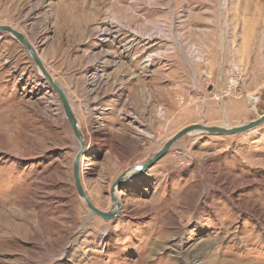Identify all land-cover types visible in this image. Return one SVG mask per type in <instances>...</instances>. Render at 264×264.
<instances>
[{
  "label": "rangeland",
  "instance_id": "rangeland-1",
  "mask_svg": "<svg viewBox=\"0 0 264 264\" xmlns=\"http://www.w3.org/2000/svg\"><path fill=\"white\" fill-rule=\"evenodd\" d=\"M0 24L27 37L90 136L81 184L104 212L118 175L180 129L264 112V0H0ZM126 28L159 36L129 51ZM79 146L31 54L0 32V264H264V122L180 137L116 187L127 212L113 219L76 191Z\"/></svg>",
  "mask_w": 264,
  "mask_h": 264
},
{
  "label": "water",
  "instance_id": "water-1",
  "mask_svg": "<svg viewBox=\"0 0 264 264\" xmlns=\"http://www.w3.org/2000/svg\"><path fill=\"white\" fill-rule=\"evenodd\" d=\"M0 32H8L10 33L21 45L25 47V49L31 54L34 63L36 64L37 68L39 69L40 73L43 75L45 80L49 83V85L55 90L57 93L59 100L61 102L65 117L67 122L69 123V126L74 134V136L80 140L81 147L78 149V151L75 154L74 160H73V177H74V185L76 188L77 193L80 195L81 198L84 199L88 209L95 214H98L104 219H113L115 215L117 214V211H107L104 212L100 210L99 208H96L94 204L89 201L87 198L85 191L83 189V186L81 184V178H80V157L83 153V147L84 143L81 141L80 138V132L78 129L77 120L75 118V115L73 113V109L71 107V104L69 102V99L67 98V95L65 94L64 90L59 87L57 82H55L51 76V74L48 72V70L43 65V62L41 58L39 57L36 49L31 45V43L28 41V39L25 37L23 33L16 30L15 28L9 26V25H3L0 24ZM264 122V112L257 117L256 119L245 123L243 125H239L236 127H218V126H207L203 124H192L187 127H184L180 129L178 132H176L174 135H172L159 149L156 151L151 158L147 159L142 163V165L138 167H128L125 171H123L118 177L112 182L110 188H109V196L112 201V204L114 205L116 203L117 208L118 202L114 195V190L116 187L124 180L128 179L132 175H135L143 170H145L147 167L152 165L159 157H161L167 150L173 145L174 142H176L180 137L186 135L187 133L191 131H203V132H209V133H237L246 131L249 129H252ZM134 169V171H133ZM130 171V172H129ZM112 205V206H113Z\"/></svg>",
  "mask_w": 264,
  "mask_h": 264
},
{
  "label": "bare ground",
  "instance_id": "bare-ground-1",
  "mask_svg": "<svg viewBox=\"0 0 264 264\" xmlns=\"http://www.w3.org/2000/svg\"><path fill=\"white\" fill-rule=\"evenodd\" d=\"M224 1V4L227 2V0H223ZM127 27V26H126ZM116 28V27H115ZM111 30V29H110ZM126 30V32H127V34H128V36L129 37H131L130 38V41H128V43H127V46H128V50L130 51L134 46H135V44H137L138 43V41H141V42H143V45L145 44V43H147V41L149 40V42H150V40H152V38L153 37H158L159 35V31H157V30H155V31H153V33H141V32H138V31H135V30H130V29H128V28H126L125 29ZM107 31H108V29H106V27L105 28H102L101 29V34L102 35H104L105 33H107ZM26 37V36H25ZM250 37V36H249ZM27 38V37H26ZM239 50V49H238ZM144 53H146V48H144ZM156 56H158V54H155ZM200 57V56H199ZM145 62H149V60H150V62L152 61L153 62V57H152V54H150V52L149 53H147L146 55H145ZM159 59V58H158ZM151 62V63H152ZM144 63V62H143ZM147 63H145L144 65H146ZM126 73V72H125ZM128 73V72H127ZM52 76V75H51ZM52 78H53V76H52ZM104 77L102 76V75H94V76H92L91 78H90V80H88V87H89V90L90 91H92V92H94L96 89H98L100 86H101V84H102V82H104ZM53 80L55 81V82H57L54 78H53ZM57 84L59 85V87H61V85L57 82ZM133 86V85H132ZM140 86V85H139ZM62 88V87H61ZM133 89H135L136 88V86H133L132 87ZM138 89V88H137ZM65 92V91H64ZM66 94V93H65ZM143 96H145V98H146V94H145V92H143ZM68 98V97H67ZM159 116H161L162 117V115H163V112H162V110L160 109L159 110V112L157 113ZM260 116V115H259ZM258 116V117H259ZM224 119V118H223ZM225 124V123H224ZM223 124V125H224ZM78 129H79V132H80V138H81V141H83V143H84V147H83V152H84V150H85V148H86V146H87V142L89 141V135H86V134H84L83 133V131L78 127ZM196 132H202V131H191V132H189V133H196ZM92 134V133H91ZM188 134V133H187ZM98 135V137L99 138H101L100 140H99V142L100 143H107L108 144V141H110V139H111V141L113 140V138H110L109 139V137L107 138V136L109 135V132L108 131H106V130H100V132L97 134ZM88 136V137H87ZM79 142H80V140H79ZM80 147H81V144H80V146H79V149H80ZM83 154V153H82ZM152 157V156H151ZM150 157V158H151ZM82 158V155H81V157H80V163H81V159ZM149 159V158H148ZM142 165V164H141ZM131 167H138V166H131ZM79 168H80V164H79ZM133 171H134V169H133ZM130 172V171H129ZM213 181V180H212ZM195 192V191H194ZM86 194V193H85ZM196 194V193H195ZM114 195H115V198L117 199V202H118V208H117V205H116V203L113 205L112 204V201H111V199L109 200V206H108V209H107V211H117V215H124V214H126V210H124L125 209V207L123 206V204L121 203V201H120V199H119V197H118V195H117V192L114 190ZM86 196H87V194H86ZM87 198H88V196H87ZM89 199V198H88ZM89 201H90V199H89ZM194 201V200H193ZM184 204H186V203H184ZM113 205V206H112ZM95 206V205H94ZM96 207V206H95ZM96 208H98V207H96ZM121 217V216H120ZM107 228H109L108 226L106 227V229ZM56 244V243H55Z\"/></svg>",
  "mask_w": 264,
  "mask_h": 264
}]
</instances>
